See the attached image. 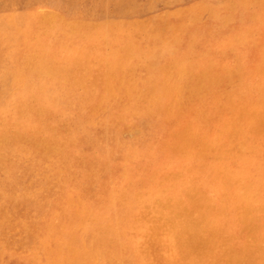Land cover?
Segmentation results:
<instances>
[{"label":"rangeland","instance_id":"obj_1","mask_svg":"<svg viewBox=\"0 0 264 264\" xmlns=\"http://www.w3.org/2000/svg\"><path fill=\"white\" fill-rule=\"evenodd\" d=\"M261 76L264 0H0V264H264Z\"/></svg>","mask_w":264,"mask_h":264},{"label":"bare ground","instance_id":"obj_2","mask_svg":"<svg viewBox=\"0 0 264 264\" xmlns=\"http://www.w3.org/2000/svg\"><path fill=\"white\" fill-rule=\"evenodd\" d=\"M234 4H235V3H234ZM236 4H237V2H236ZM243 4H244V2H243ZM253 4H254V3H253ZM235 6H236V5H235ZM240 6H241V5H240ZM237 7H238V6H237ZM237 7H236V8H237ZM245 7H246V6H245ZM231 8H232V7H231ZM259 8H260V7H259ZM246 9H247V7H246ZM237 10H239V9L237 8ZM241 10H242V9H241ZM34 14H35V13H34ZM32 18H33V17H32ZM37 18H38V17H37ZM35 19H36V18H35ZM36 20H37V19H36ZM55 20H56V19H55ZM45 23H46V22H45ZM64 23H65V22H64ZM59 25H61V24H59ZM179 25H180V24H179ZM179 25H178V26H179ZM80 26H81V25H80ZM75 29H76V28H75ZM72 30H73V29H72ZM183 31H184V30H183ZM185 31H186V30H185ZM70 33L72 34V32H70ZM191 37H192V36H191ZM188 39H189V38H188ZM190 39H191V38H190ZM234 40H235V39H234ZM181 41H182V40H181ZM193 41H194V40H192L191 42H193ZM189 42H190V41H189ZM189 42H188V43H189ZM233 42H234V41H233ZM184 43H185V42H184ZM189 44L192 45V43H189ZM189 44H188V45H189ZM193 44H194V43H193ZM195 44H196V43H195ZM231 44H232V42H231ZM201 45H202V44H201ZM224 45H225V44H224ZM224 45H223V46H224ZM186 46H187V45H186ZM186 46H184V47H186ZM205 46H206V45H205ZM223 46H222V47H223ZM127 47H128V46H127ZM193 47H194V46H193ZM197 47H198V46L196 45V48H197ZM201 47H202V46H201ZM228 47H230V46H228ZM187 48H188V47H187ZM187 48H186V49H187ZM194 48H195V47H194ZM203 48H205V47L203 46ZM123 49H125V48H123ZM209 49H210V48L208 47V51H209ZM194 50H195V49H194ZM199 50H200V47H199ZM199 50L197 51V49H196L197 52H199ZM205 50H207V48H206ZM211 50H212V48H211ZM222 50H223V49H222ZM228 50H229V49H228ZM230 50H231V49H230ZM200 51H201V50H200ZM208 51H207V52H208ZM214 51H216V50H214ZM225 51H226V49H225ZM232 51H233V50H232ZM119 52H120V51H119ZM203 52H205V51H203ZM33 53H34V52H33ZM33 53H32V54H33ZM185 53H186V52H185ZM190 53H191V52H190ZM190 53H189V54H190ZM208 53H211V51L208 52ZM212 53H213V51H212ZM212 53H211V54H212ZM28 55H30V54L28 53ZM41 55H42V54H41ZM123 55H124V54H123ZM187 55H188V54H187ZM187 55H186V57H187ZM197 55H198V54H197ZM200 55H201V53H200ZM220 55H221V52H220ZM233 55H234V54H233ZM237 55H238V54H237ZM34 56H35V55H34ZM34 56H33V57H34ZM44 56H45V54H44ZM126 56H127V55H126ZM128 56H129V55H128ZM128 56H127V57H128ZM207 56H208V55H207ZM223 56H224V55H223ZM235 56H236V55H235ZM20 57H22V56H20ZM27 57H28V56H27ZM194 57H196V55H195ZM194 57L192 56V57H190V58H194ZM203 57H204V56H203ZM215 57H217V55H216ZM230 57H233V56H230ZM45 58H46V57H45ZM50 58H51V57H50ZM180 58H181V57H180ZM199 58H201V57H199ZM237 58H238V56L236 57V59H237ZM26 59H28V58H26ZM36 59H37V58H36ZM184 59H185V58H184ZM187 59H188V58H187ZM197 59H198V58H197ZM208 59H210V58H208ZM208 59H207V60H208ZM229 59H230V58H229ZM229 59H227V60H229ZM23 60H24V59H23ZM23 60H22V61H23ZM31 60H33V59H31ZM49 60H50V59H49ZM185 60H186V59H185ZM190 60H192V59H189V61L187 60V62L189 63ZM194 60H195V59H193V61H194ZM202 60H203V58H202ZM205 60H206V59H205ZM218 60H219V59H218ZM231 60H232V59H231ZM29 61H30V60H29ZM34 61H35V60H34ZM50 61H51V60H50ZM174 61H175V60H174ZM208 61H209V60H208ZM210 61H211V60H210ZM210 61H209V62H210ZM215 61H216V60H215ZM236 61H237V60H236ZM44 62H45V61H44ZM196 62H197V60H196ZM196 62H195V63H196ZM213 62H214V61H213ZM217 62L219 63V61H217ZM231 62H233V60H232ZM36 63H37V62H36ZM121 63H122V62H121ZM168 63H169V62H168ZM172 63H173V62H172ZM172 63H171V64H172ZM181 63L183 64V62H181ZM206 63H207V62H206ZM24 64H25V66H26V63H25V62H24ZM24 64H23V65H24ZM54 64H55V63H54ZM109 64H110V63H109ZM117 64H118V63H117ZM189 64H190V63H189ZM197 64H198V63H197ZM204 64H205V63H204ZM210 64H213V63H210ZM226 64H228V63H226ZM237 64H239V62H238V63L236 62V65H237ZM38 65H39V64H38ZM41 65H42V64H41ZM43 65H44V64H43ZM45 65H46V64H45ZM56 65H57V64H56ZM119 65H120V64H118V66H119ZM166 65H168V64H166ZM166 65H165L164 67H163V65H162V70H163V68L166 67ZM175 65H176V64H175ZM192 65H193V64H192ZM233 65H234V64H233ZM236 65H234V66H236ZM36 66H37V65H36ZM122 66H123V65H122ZM122 66H121V69H122ZM176 66H177V65H176ZM202 66H203V65H202ZM207 66H208V65H207ZM234 66H233V67H234ZM238 66H239V65H238ZM245 66H246V65H244V67H245ZM26 67H28V64H27ZM31 67H32V66H31ZM58 67H60V66H58ZM58 67H57V68H58ZM90 67H91V66H90ZM90 67H89V69H90ZM97 67H98V66H97ZM112 67H113V65H112ZM173 67H174V66H173ZM190 67H192V66L190 65ZM203 67H205V66H203ZM211 67H215V66H211ZM217 67H218V66H217ZM35 68H36V67H35ZM35 68H34V69H35ZM51 68H52V67H51ZM53 68H54V67H53ZM83 68H85V67H83ZM95 68H96V67H95ZM106 68H107V65H106ZM113 68H114V67H113ZM116 68H117V67H116ZM188 68H189V67H188ZM196 68H198V67H196ZM237 68H238V67H237ZM246 68H247V67H246ZM19 69H21V68H19ZM19 69H18V70H19ZM31 69H32V68H31ZM44 69H45V67H44ZM61 69H63V68H61ZM99 69H100V68H99ZM108 69H109V68H108ZM108 69H107V70H108ZM111 69H112V68H111ZM117 69H118V68H117ZM119 69H120V68H119ZM119 69H118V70H119ZM121 69H120V72L123 71V69H122V70H121ZM169 69H170V68H169ZM172 69L176 70V68H172ZM192 69H193V68H192ZM192 69H191V70H192ZM201 69H203V68H201ZM205 69H206V67H205ZM215 69H216V68H214V70H215ZM223 69H224V68H223ZM233 69H235V68H233ZM239 69H241V68H239ZM244 69H245V68H244ZM244 69H243V70H244ZM21 70H22V69H21ZM24 70H25V69H24ZM26 70H28V69H26ZM37 70H38V69H37ZM45 70L47 71V69H45ZM80 70H81V69H80ZM91 70H92V69H91ZM162 70H161V72H162ZM174 70L171 71V73L174 72ZM185 70H187V69L185 68ZM185 70H184V71H185ZM189 70H190V68H189ZM189 70H187V71H189ZM194 70H195V68H194ZM207 70H208V69H207ZM211 70H212V69H211ZM211 70H210V71H211ZM250 70H251V68H250ZM22 71H23V70H22ZM48 71H49V70H48ZM50 71H51V69H50ZM59 71H60V70H59ZM64 71H65V70H64ZM85 71H86V73L88 74L87 71H90V70H85ZM105 71H106V70H105ZM108 71H109V70H108ZM113 71H114V70H113ZM187 71H186V72H187ZM195 71H198V72H199V70H195ZM230 71H231V70H230ZM233 71H236V70H233ZM93 72H94V71H93ZM110 72H111V71H110ZM166 72H167V71H166ZM186 72H185V75H184V76H186V78H188V77L190 78V76L193 74V72H191V73H192L191 75L188 73V74L190 75V76H188V75H186ZM203 72H204V71H203ZM203 72H202V73H203ZM216 72H217V71H216ZM239 72L242 73V71H239ZM245 72H246V71H245ZM248 72H249V71H248ZM32 73H33V72H32ZM34 73H35V72H34ZM36 73H38V71H37ZM51 73H52V72H51ZM55 73H56V72H55ZM57 73H60V72H57ZM78 73H80V71H79ZM90 73H92V72H90ZM96 73H97V71L95 72V74H96ZM115 73H116V72H115ZM164 73H165V71H164ZM180 73H182V72H180ZM228 73H229V72H228ZM30 74H31V73H30ZM40 74H42V73H40ZM52 74H54V73H52ZM62 74H63V73H62ZM66 74H67V73H66ZM84 74H85V73H84ZM105 74H106V75H109V74H107L106 72H105ZM105 74H104V75H105ZM111 74H112V73H111ZM111 74H110V75H111ZM116 74H117V73H116ZM122 74H124V73H122ZM167 74H168V73H167ZM167 74H166V75H167ZM169 74H170V73H169ZM212 74H213V73H212ZM231 74H232V73H231ZM231 74H230V75H231ZM242 74H243V73H242ZM38 75H39V74H38ZM54 75H55V74H54ZM74 75L77 76V74H74ZM98 75H99V74H98ZM104 75H103V76H104ZM114 75H115V74H114ZM118 75L121 76L120 73H119ZM174 75H175V73H174ZM174 75H173V76H174ZM198 75H199V74H198ZM239 75H240V74H239ZM27 76H28V75H27ZM43 76H45V75H43ZM43 76H42V78H43ZM56 76H57V75H56ZM61 76H62V75H61ZM64 76H65V74H64ZM69 76H70V75H69ZM78 76H79V75H78ZM85 76H87V75H85ZM187 76H188V77H187ZM192 76H195V75L193 74ZM192 76H191V77H192ZM233 76H234V75H233ZM233 76H232V77H233ZM255 76H256V75H255ZM255 76H254V77H255ZM257 76H258V75H257ZM259 76H260V75H259ZM19 77H20V75H19ZM35 77H38V76L35 75ZM51 77H52V76H51ZM73 77H74V76H73ZM95 77H96V76H95ZM98 77H99V76H98ZM100 77H101V76H100ZM105 77H107V76H104L103 78H105ZM115 77H117V76L115 75ZM118 77H119V76H118ZM175 77H176V76H175ZM177 77H178V75H177ZM180 77H182V79L184 78L183 76H180ZM195 77H196V76H195ZM195 77H194V78H195ZM221 77L223 78V76H221ZM228 77H229V76H228ZM240 77H241V76H240ZM263 77H264V76H263ZM55 78H56V77H55ZM75 78H76V77H75ZM87 78H88V77H87ZM109 78H110V77H109ZM167 78H168L167 80H169V77H167ZM194 78H193V79H194ZM222 78H221V79H222ZM243 78H245V77H243ZM258 78H259V77H258ZM260 78H262V76H261ZM39 79H40V78H39ZM58 79H59V78H58ZM80 79H81V75H80ZM98 79H99V78H98ZM134 79H135V78H134ZM173 79H174V78H173ZM221 79H220V80H221ZM224 79H225V78H224ZM51 80H52V79H51ZM64 80H65V78H64ZM78 80H79V79H78ZM94 80H95V79H93V80H91V81H94ZM107 80H108V77H107ZM111 80H112V79H111ZM177 80H178V81H177ZM177 80H176V81L179 82L180 79L178 78ZM187 80H188V79H187ZM199 80H200V79H199ZM218 80H219V78H218ZM226 80H227V79H226ZM67 81H68V80H67ZM99 81H100V80H99ZM102 81H103V80H102ZM105 81H106V80H105ZM115 81H116V79H115ZM135 81H136V80H135ZM138 81H139V80H138ZM144 81H145V80H144ZM170 81H171V80H170ZM174 81H175V79H174ZM202 81H203V80H202ZM230 81H231V79H230ZM234 81H236V80H234ZM234 81H233V82H234ZM244 81H245V80H244ZM262 81H263V78H262ZM71 82H72V81H71ZM100 82H101V81H100ZM171 82L173 83V81H171ZM219 82H220V81H218V83H219ZM221 82H222V81H221ZM224 82H225V81H224ZM245 82H246V81H245ZM260 82H261V81H260ZM263 82H264V81H263ZM64 83H65V81H64ZM73 83H74V82H73ZM89 83H91V82H89ZM92 83H93V82H92ZM110 83H111V82H110ZM118 83H119V82H118ZM136 83H137V82H136ZM136 83H134V84L132 83V84L135 85ZM175 83H176V82H174V84H175ZM188 83H189V82H188ZM188 83H186V84H188ZM191 83H192V82H191ZM203 83H204V82H203ZM205 83H206V82H205ZM205 83H204V84H205ZM226 83H227V82H226ZM226 83H225V84H226ZM239 83H240V82L238 81V84H239ZM241 83H242V82H241ZM79 84H80V83H79ZM104 84H105V83H104ZM108 84H109V83H108ZM114 84H115V83H114ZM169 84H170V83H169ZM177 84H178V83H177ZM180 84H181V83H180ZM231 84H232V82H231ZM236 84H237V82H236ZM236 84H235V85H236ZM245 84H247V83H244V85H245ZM56 85H57V84H56ZM65 85H66V84H65ZM81 85H82V82H81ZM83 85H86V84H83ZM94 85H95V84H94ZM97 85L101 86L100 84H97ZM97 85H95V86H97ZM112 85H113V83L111 84V86H112ZM190 85H191V84H190ZM194 85H195V84H194ZM216 85H217V84H216ZM218 85H220V84H218ZM259 85H261V84H259ZM57 86H58V85H57ZM69 86H74V85H69ZM104 86H107V87H108V85H104ZM113 86H114V85H113ZM120 86L123 87L122 84H121ZM162 86H163V85H162ZM183 86H184V85H183ZM206 86L208 87L209 85H206ZM210 86H211V85H210ZM210 86H209V87H210ZM214 86H215V85H214V83H213V86L211 87V90H212V88H215ZM93 87H94V86H93ZM118 87H119V86H118ZM137 87H138V86H137ZM167 87H168V86H167ZM225 87H227V86H225ZM229 87H230V86H229ZM232 87H233V85H232ZM241 87H242V86H241ZM100 88H102V87H100ZM134 88H135V87H134ZM165 88H166V86H165ZM201 88H202V87H201ZM233 88H234V87H233ZM233 88H232V89H233ZM244 88H245V87H244ZM254 88H255V87H254ZM113 89H114V88H113ZM152 89H154V87H152ZM168 89H169V88H168ZM189 89H190V88H189ZM216 89H217V88H216ZM216 89H215V90H216ZM222 89H224V88H222ZM236 89H237V88H236ZM239 89H240V88H239ZM259 89H262V88H259ZM109 90H110V89H109ZM121 90H122V89H121ZM123 90H124V89H123ZM143 90H144V89H143ZM163 90H164V89H163ZM183 90H184V89H183ZM208 90H209V89H208ZM225 90H226V89H225ZM241 90H242V89H241ZM255 90H256V88H255ZM91 91H92V90H91ZM103 91H106V90H103ZM116 91H117V89H116ZM136 91H137V90H136ZM164 91H165V90H164ZM189 91H190V90H189ZM203 91H204V90H203ZM219 91H220V90H219ZM235 91H236V90H235ZM237 91H238V90H237ZM258 91H259V90H258ZM138 92H139V89H138ZM162 92H163V91H162ZM167 92H168V90H167ZM167 92H166V93H167ZM172 92H173V91H172ZM210 92H211V91H210ZM221 92H223V91H221ZM240 92H241V91H240ZM243 92H244V89H243ZM245 92H246V91H245ZM250 92H251V91H250ZM104 93H105V92H104ZM112 93H113V90H112ZM114 93H115V92H114ZM163 93H164V92H163ZM178 93H179V92H178ZM183 93H184V92H183ZM203 93H204V92H203ZM203 93H202V94H203ZM205 93H206V92H205ZM232 93H233V92H232ZM238 93H239V92H238ZM238 93H237V94H238ZM258 93H259V92H258ZM260 93H261V91H260ZM263 93H264V91H263ZM99 94H100V93H99ZM110 94H111V93H110ZM142 94H143V93H142ZM170 94H171V91H170ZM191 94H192V92H191ZM239 94H241V93H239ZM239 94H238V95H239ZM255 94H256V93H255ZM149 95H150V94H149ZM164 95H166V94H164ZM175 95H176V94H175ZM209 95H210V94H209ZM227 95H228V94H227ZM238 95H237V96H238ZM249 95H250V93H249ZM107 96H109V95H107ZM107 96H106V97H107ZM115 96H116V95H115ZM157 96H158V95H157ZM181 96H182V95H181ZM181 96H180V97H181ZM198 96H199V95H198ZM210 96H212V95H210ZM235 96H236V95H235ZM251 96H252V95H251ZM251 96H249V97H251ZM137 97H140V96H137ZM164 97H165V96H164ZM175 97H176V96H175ZM203 97H204V94H203ZM232 97H233V96H232ZM244 97H245V96H244ZM246 97H247V94H246ZM252 97H253V96H252ZM258 97H259V96H258ZM33 98H34V97H33ZM100 98H101V97H100ZM100 98H99V99H100ZM113 98H114V97H113ZM130 98H132V97H130ZM166 98H167V97H166ZM188 98H189V97H188ZM106 99H107V98H106ZM128 99H129V98H128ZM147 99H148V98H147ZM150 99H151V98H150ZM169 99H170V98H169ZM199 99H200V98H199ZM209 99H210V98H208V101H209ZM221 99H222V98H221ZM241 99H242V98H241ZM246 99H248V98H246ZM253 99H254V98H253ZM32 100H34V99H32ZM113 100H114V99H113ZM115 100H116V99H115ZM117 100H118V99H117ZM134 100H135V99H134ZM144 100H145V99H144ZM166 100H167V99H166ZM202 100H204V99H202ZM242 100H243V99H242ZM251 100H252V99H251ZM111 101H112V100H111ZM149 101H150V100H149ZM151 101H152V100H151ZM159 101H160V100H159ZM169 101H170V100H169ZM223 101H224V100H223ZM16 102H18V101H16ZM20 102H21V101H20ZM106 102H108V101H106ZM118 102H119V100H118ZM126 102H127V101H126ZM202 102H204V101H202ZM241 102H242V101H241ZM12 103H13V102H12ZM110 103H111V102H110ZM172 103H173V102H172ZM209 103H210V101H209ZM212 103H213V102H212ZM220 103H221V102H220ZM236 103H237V102H236ZM243 103H244V102H243ZM245 103H246V102H245ZM22 104H23V103H22ZM125 104H126V103H125ZM125 104H124V105H125ZM148 104H150V103H148ZM165 104H166V103H165ZM165 104H164V105H165ZM207 104H208V103H207ZM207 104H206V105H207ZM225 104H226V103H225ZM234 104H235V103H234ZM240 104H241V103H240ZM20 105H21V103H20ZM28 105H29V104H28ZM28 105H27V106H28ZM96 105H98V104H96ZM106 105H107V104H106ZM124 105H123V106H124ZM129 105H130V104H129ZM164 105H163V106H164ZM173 105H174V104H173ZM211 105H212V104H211ZM214 105H215V104H214ZM227 105H228V104H227ZM107 106H108V105H107ZM126 106H127V105H126ZM151 106H152V105H151ZM198 106H199V105H198ZM207 106H209V105H207ZM17 107H18V105H17ZM28 107H29V106H28ZM28 107H27V108H28ZM128 107H129V106H128ZM152 107H153V106H152ZM160 107H161V106H160ZM168 107H169V106H168ZM203 107H204V106H203ZM203 107H202V108H203ZM205 107H206V106H205ZM23 108H25V107H23ZM31 108H32V106H31ZM31 108H30V109H31ZM38 108H39V107H38ZM94 108H96V107H94ZM106 108H107V107H106ZM145 108H146V107H145ZM145 108H144V110H145ZM148 108H149V107H148ZM156 108H157V106H156ZM162 108H163V107H162ZM198 108H199V107H198ZM210 108H212V107H210ZM215 108H216V107H215ZM46 109H47V108H46ZM146 109H147V108H146ZM158 109H159V108H158ZM196 109H197V105H196ZM255 109H256V108H255ZM17 110H18V108H17ZM26 110H27V109H26ZM43 110H44V109H43ZM117 110H118V109H117ZM123 110H124V109H123ZM127 110H129V109H127ZM131 110L133 111V109H131ZM161 110H162V109H161ZM208 110H210V109H208ZM231 110H233V109L231 108ZM30 111L33 112V110H29V112H30ZM50 111H51V110H49V112H50ZM136 111H137V110H136ZM158 111H159V110H158ZM192 111H193V110H192ZM205 111H206V110H204V112H205ZM221 111H222V110H221ZM250 111H251V110H250ZM22 112H23V111H22ZM27 112H28V111H27ZM92 112H94V109H93ZM119 112H120V111H119ZM119 112H118V113H119ZM122 112H123V111H122ZM43 113H44V111H43ZM45 113H46V112H45ZM149 113H150V112H149ZM208 113H209V112H208ZM22 114H23V113H21V115H22ZM47 114H48V113H47ZM47 114H46V115H47ZM51 114H52V112H51ZM133 114H134V113H132V115H133ZM152 114H154V113H152ZM162 114H163V113H162ZM52 115H53V114H52ZM165 115H167V114H165ZM200 115H201V114H200ZM36 116H37V114H36ZM38 116H39V115H38ZM42 116H43V115H42ZM120 116H121V115H120ZM128 116H129V115H128ZM147 116H148V113H147ZM153 116H154V115H153ZM153 116H152V117H153ZM170 116H172V115H170ZM205 116L207 117V114H206ZM46 117H48V115H47ZM154 117H155V116H154ZM206 117H205V119H207ZM241 117H242V116H241ZM44 118H45V115H44ZM122 118H123V117H122ZM162 118H163V117H162ZM162 118H161V119H162ZM196 118H197V117H196ZM214 118H217V117H214ZM9 119H10V117H9ZM33 119H34V118H33ZM36 119H38V118H36ZM39 119H40V118H39ZM47 119H48V118H47ZM174 119H175V118H174ZM180 119H181V118H180ZM205 119H204V120H205ZM263 119H264V118H263ZM2 120H3V119H2ZM2 120H0V121L2 122ZM7 120H8V119H7ZM34 120H35V119H34ZM43 120H44V119H43ZM121 120H122V119H121ZM140 120H141V119H140ZM159 120H160V118H159ZM196 120H197V119H196ZM16 121H17L16 124L18 125V120H16ZM142 121H143V120H142ZM144 121H145V120H144ZM169 121H170V120H169ZM179 121H181V120H179ZM197 121H198V120H197ZM9 122H10V121H9ZM42 122L44 123L45 121H42ZM46 122H47V120H46ZM116 122H117V120H116ZM133 122H134V121H133ZM170 122H171V121H170ZM170 122H169V123H170ZM14 123H15V122H14ZM145 123H146V122H145ZM174 123H175V122H174ZM191 123H192V122H191ZM200 123H201V122H200ZM8 124H9V123H8ZM39 124H40V122H39ZM48 124H49V123H48ZM133 124H134V123H133ZM166 124H167V123H166ZM170 124H171V123H170ZM197 124H198V123H197ZM6 125H7V124H6ZM11 125H12V123H11ZM115 125H116V124H115ZM179 125H180V124H179ZM179 125H178V126H179ZM191 125H192V124H191ZM4 126H5V123H4ZM4 126H3V127H4ZM13 126H14V125H13ZM15 126H16V125H15ZM39 126H41V124H40ZM45 126H46V125H45ZM172 126H173V125H172ZM172 126H171V127H172ZM1 127H2V125H1ZM3 127H2V128H3ZM11 127H12V126H11ZM11 127H10V128H11ZM17 127H18V126H17ZM35 127H36V126H35ZM118 127H119V126H118ZM134 127H135V126H134ZM171 127H170V128H171ZM257 127H259V126H257ZM2 128H0V129H2ZM4 128H6V127H4ZM48 128H49V127H48ZM50 128H51V127H50ZM201 128H202V127H201ZM6 129H7V128H6ZM11 129H12V128H11ZM11 129H10V130H11ZM35 129H36V128H34V130H35ZM38 129H39V128H38ZM62 129H63V128H62ZM166 129H167V128H166ZM8 130H9V129H7V131H8ZM43 130H44V129H43ZM43 130H42V131H43ZM48 130H49V129H48ZM167 130H168V129H167ZM171 130H172V129H171ZM13 131H14V130H13ZM15 131H16V130H15ZM56 131H57V130H56ZM221 131H222V130H221ZM3 132H4V131H3ZM8 132H10V131H8ZM28 132H29V131H28ZM34 132H35V131H34ZM59 132H60V131H59ZM262 132H263V131H262ZM0 133H1V132H0ZM11 133H12V132H11ZM36 133H37V132H36ZM39 133H40V132H39ZM44 133H45V131H44ZM60 133H61V132H60ZM60 133H59V134H60ZM187 133H189V132H187ZM27 134L29 135V133H27ZM37 134H38V133H37ZM41 134H42V133H41ZM167 134H169V133H167ZM11 135H12V134H11ZM19 135H22V134H19ZM23 135H24V134H23ZM46 135H47V134H46ZM50 135H51V134H50ZM56 135H58V134H55V136H56ZM188 135H189V134H188ZM13 136H14V135H13ZM13 136H12V137H13ZM16 136H18V135H16ZM30 136H34V135H30ZM40 136H41V135H40ZM40 136H38V137H40ZM42 136H43V135H42ZM44 136H45V135H44ZM62 136H64V135H62ZM6 137H7V135H6ZM27 137H28V136H27ZM38 137L36 136V138H38ZM49 137H50V136H49ZM56 137H57V136H56ZM195 137H197V136H195ZM15 138H16V141H17V140H18V137H14V139H15ZM23 138H24V137H22V139H23ZM31 138H32V137H31ZM31 138H30V139H31ZM33 138H34V137H33ZM51 138H52V136H51ZM14 139H13V140H14ZM22 139H21V140H22ZM38 139H39V138H38ZM54 139H55V138H54ZM54 139H53V140H54ZM62 139H64V138H62ZM169 139L171 140V138H169ZM194 139H195V138H194ZM218 139H219V137H218ZM3 140H4V138H3ZM3 140H2V141H3ZM13 140H11V141H13ZM27 140H29V139H27ZM48 140H49V139H48ZM51 140H52V139H51ZM173 140H174V139H173ZM195 140H196V139H195ZM232 140H233V139H232ZM2 141H1V143H2ZM18 141H19V140H18ZM49 141H50V140H49ZM58 141H59V140H58ZM254 141H255V140H254ZM14 142H15V140H14ZM37 142H38V141H37ZM223 142H224V141H223ZM9 143H10V142H9ZM15 143H16V142H15ZM19 143H20V142H19ZM19 143H18V144H19ZM24 143H25V142H24ZM38 143H39V142H38ZM38 143H37V144H38ZM54 143H56V142H54ZM71 143H72V142H71ZM238 143H239V142H238ZM18 144H15V145H18ZM34 144H35V143H34ZM58 144H59V143H58ZM65 144H66V142H65ZM215 144H217V143H215ZM20 145H21V143H20ZM38 145H39V144H38ZM41 145H42V144H41ZM73 145H74V144H73ZM245 145H246V143H245ZM21 146H22V145H21ZM34 146H36V145H34ZM50 146H51V145H50ZM56 146H57V145H56ZM56 146H55V147H56ZM59 146H60V145H59ZM161 146H162V145H161ZM169 146H170V145H169ZM243 146H244V145H243ZM251 146H252V145H251ZM251 146H250V147H251ZM38 147H39V146H38ZM41 147H42V146H41ZM47 147H48V146H47ZM55 147H54V149H56ZM62 147H63V146H62ZM65 147H66V146H65ZM170 147H171V146H170ZM172 147H173V146H172ZM213 147H214V146H213ZM0 148H1V146H0ZM35 148H36V147H35ZM39 148H40V147H39ZM163 148H164V146H163ZM166 148H167V147H166ZM215 148H216V147H215ZM1 149H2V148H1ZM33 149H34V147H33ZM36 149H38V148H36ZM44 149H45V148H44ZM44 149H43V150H44ZM50 149H51V148H50ZM57 149H58V148H57ZM60 149H61V148H60ZM65 149H66V148H65ZM161 149H162V148H161ZM168 149H169V148H168ZM61 150H62V149H61ZM63 150H64V147H63ZM165 150H166V149H165ZM39 151H40V150H39ZM39 151H38V152H39ZM67 151H68V150H67ZM67 151H66V152H67ZM160 151H161V150H160ZM211 151H212V150H211ZM213 151H214V150H213ZM226 151L228 152V150H226ZM234 151H235V150H234ZM254 151H255V150H254ZM1 152H2V151H1ZM36 152H37V151H36ZM42 152H43V151H42ZM52 152H53V151H52ZM57 152H58V151H57ZM163 152H164V150H163ZM248 152H249V150H248ZM34 153H35V152H34ZM39 153H40V152H39ZM43 153H44V152H43ZM48 153H49V152H48ZM53 153H54V152H53ZM58 153H59V152H58ZM58 153H57V154H58ZM213 153H214V152H213ZM251 153H253V152L251 151ZM256 153H257V152H256ZM256 153H253V155H255ZM59 154H60V153H59ZM67 154H68V153H67ZM171 154H173V153H171ZM171 154H170V155H171ZM208 154H209V153H208ZM208 154H206V155H208ZM219 154L221 155V153H219ZM258 154H259V153H258ZM36 155H38V154H36ZM40 155H41V154H40ZM43 155H44V154H43ZM50 155H51V154H50ZM44 156L46 157V155H44ZM47 156H48V155H47ZM60 156H61V155H60ZM65 156H67V155H64V157H65ZM173 156H175V155H173ZM196 156L200 157L199 155H196ZM210 156H211V155H210ZM245 156H246V152H245ZM256 156H257V155H256ZM3 157H4V156H3ZM37 157H38V156H37ZM45 157H44V158H45ZM216 157H217V156H216ZM220 157H222V156H220ZM229 157H230V156H229ZM235 157H236V156H235ZM11 158H12V157H11ZM167 158H169V157H167ZM178 158H180V157H178ZM188 158H189V157H188ZM188 158H187V159H188ZM208 158H209V157H208ZM1 159H2V158H1ZM6 159H7V158H6ZM12 159H13V158H12ZM62 159H63V158H62ZM76 159H77V157H76ZM173 159H174V158H173ZM175 159H176V158H175ZM180 159H182V158H180ZM191 159H193V158H191ZM206 159H207V158H206ZM211 159H213V158L211 157ZM168 160H169V159H168ZM182 160H183V159H182ZM197 160H198V159H197ZM199 160H200V158H199ZM201 160H203V159H201ZM204 160H205V157H204ZM236 160H237V159H236ZM236 160H235V161H236ZM238 160H239V159H238ZM259 160H260V159H259ZM5 161H6V160H5ZM23 161H24V160H23ZM79 161H80V160H79ZM186 161H187V160H186ZM191 161H192V160H191ZM215 161H216V160H215ZM215 161H214V162H215ZM226 161H227V160H226ZM226 161H225V162H226ZM175 162H177V161L175 160ZM178 162H179V161H178ZM189 162H190V161H189ZM199 162H200V161H199ZM199 162H197V163L199 164ZM207 162H208V159H207ZM211 162H212V161H211ZM220 162H221V161H220ZM81 163H82V161H81ZM167 163H168V162H167ZM167 163H165V164H167ZM171 163H172V162H171ZM193 163H194V162H193ZM195 163H196V159H195ZM204 163H205V162H204ZM204 163H203V164H204ZM263 163H264V162H263ZM1 164H3V163H1ZM187 164H189V163H187ZM203 164H201V165H203ZM205 164H206V163H205ZM252 164H253V163H252ZM261 164H262V163H261ZM76 165H77V164H76ZM79 165H80V164H79ZM173 165H174V164H173ZM176 165H178V164L176 163ZM183 165H185V164H183ZM206 165H207V164H206ZM216 165H217V162H216ZM227 165H228V164H227ZM227 165H226V166H227ZM242 165H243V162H242ZM77 166H78V165H77ZM165 166H166V165H165ZM214 166H215V165H214ZM214 166H212V167H214ZM189 167H190V166H189ZM237 167H238V166H237ZM244 167H245V166H242V168H244ZM194 168H195V165H194ZM233 168H234V167H233ZM249 168H250V167H249ZM249 168H248V169H249ZM104 169H105V168H104ZM192 169H193V168H192ZM209 169H210V168H209ZM214 169H215V168H214ZM262 169H263V167H262V165H261V170H262ZM172 170H173V169H172ZM172 170H170V171H172ZM179 170H181V169H179ZM195 170H196V173H198V171H197L196 168H195ZM218 170H219V169H218ZM259 170H260V169H259ZM2 171H3V170H2ZM5 171H6V170H5ZM19 171H20V170H19ZM202 171L204 172V170H202ZM209 171H210V170H209ZM212 171H213V170H212ZM252 171H254V170H252ZM178 172H179V171H178ZM250 172H251V171H250ZM5 173L7 174V172H5ZM132 173H134V172H132ZM163 173H164V172H163ZM163 173L161 172V175H162ZM206 173H208V172H206ZM212 173H213V172H212ZM253 173H254V172H253ZM165 174H166V173H165ZM190 174H191V173H190ZM193 174H194V173H193ZM193 174H192V176H193ZM209 174H210V173H209ZM257 174H258V173H257ZM261 174H262V173H260L259 175H261ZM200 175H201V174H200ZM213 175H214V174H213ZM219 175H220V174H219ZM13 176H14V175H13ZM135 176H136V175H135ZM190 176H191V175H189V177H190ZM194 176H195V175H194ZM196 176H197V174H196ZM209 176H210V175H209ZM224 176H225V175H224ZM255 176H256V175H255ZM15 177H16V175H15ZM184 177H185V176H184ZM218 177H219V176H218ZM10 178H11V177H10ZM93 178H94V177H93ZM159 178H160V177H159ZM213 178H214V177H213ZM253 178H254V177H253ZM94 179H95V178H94ZM160 179H161V178H160ZM160 179H157V180H160ZM184 179H185V178H184ZM201 179H202V178H201ZM251 179H252V178H251ZM3 180H4V179H3ZM199 180H200V177H199ZM215 180H216V179L214 178V181H212V182L214 183ZM229 180H230V179H228V181H229ZM165 181H166V179H165ZM177 181H178V180H177ZM209 181H210V180H209ZM221 181H223V180H221ZM230 181H231V180H230ZM258 181H259V180H258ZM140 182H141V181H140ZM140 182H139V183H140ZM155 182H156V181H155ZM181 182H182V181H181ZM210 182H211V181H210ZM226 182H227V181H226ZM253 182H254V181H253ZM253 182H252V183H253ZM141 183H142V182H141ZM147 183H148V182H147ZM175 183H176V182H175ZM175 183H174V184H175ZM184 183H185V182H184ZM217 183H219V181H218ZM223 183H224V182H223ZM228 183H229V182H228ZM230 183H231V182H230ZM142 184H143V183H142ZM158 184H159V181H158ZM162 184H163V183H162ZM168 184H169V183H168ZM176 184H177V183H176ZM176 184H175V185H176ZM202 184H203V183H201V188H202ZM215 184H216V183H215ZM220 184H221V183H220ZM166 185H167V184H166ZM183 185H184V184H183ZM183 185H182V186H183ZM158 186H159V185H158ZM176 186H177V185H176ZM186 186H188V185H186ZM221 186H222V185H221ZM228 186H229V185H228ZM230 186H232V185H230ZM141 187H142V185H141ZM155 187H157V186H155ZM159 187H160V186H159ZM159 187H158V188H159ZM163 187H164V185H163ZM165 187H166V186H165ZM218 187H219L218 189H220V186H219V185H218ZM158 188H157V189H158ZM161 188H162V186H161ZM173 188H174V187H173ZM226 188H230V187H227V185H226ZM145 189H146V188H145ZM169 189H171V188H169ZM176 189H177V188H176ZM204 189H205V188H204ZM207 189H208V188H207ZM215 189H216V188H215ZM139 190H140V189H139ZM154 190H156V189H154ZM159 190H160V189H159ZM172 190H173V189H172ZM174 190H175V189H174ZM174 190H173V191H174ZM208 190H211V189L209 188ZM123 191H124V190H123ZM145 191H146V190H145ZM147 191H148V190H147ZM177 191H178V190H177ZM190 191H191V190H190ZM215 191H216V190H215ZM219 191H220V190H219ZM138 192H139V191H138ZM156 192H157V190H156ZM156 192H154V193H156ZM227 192H229V189H228ZM139 193H140V192H139ZM159 193H160V192H159ZM164 193H165V192H164ZM212 193H213V189H212ZM217 193H218V192H217ZM222 193H223V192H222ZM134 194H135V193H134ZM148 194H149V193H148ZM166 194H167V193H166ZM172 194H173V193H172ZM223 194H224V193H223ZM230 194H231V193H230ZM129 195H131V194H129ZM132 195H133V194H132ZM132 195H131V196H132ZM156 195H157V194H156ZM194 195H195V194H194ZM226 195H227V194H226ZM121 196H122V195H121ZM147 196H149V195H147ZM162 196H163V195L161 194L160 198H161ZM175 196H176V195H175ZM200 196H201V195H200ZM217 196H218V194H217ZM220 196H222V195H220ZM220 196H219V197H220ZM224 196H225V195H224ZM227 196H228V195H227ZM142 197H143V196H142ZM154 197H155V194H154ZM196 197H197V196H196ZM222 197H223V196H222ZM225 197H226V196H225ZM229 197H230V196H229ZM119 198H121V197H119ZM126 198H127V197H126ZM185 198H186V197H185ZM189 198H190V197H189ZM189 198H188V199H189ZM198 198H199V197H198ZM202 198H203V197H202ZM205 198H207V197H205ZM205 198H203V199H205ZM226 198H227V197H226ZM251 198H252V197H251ZM121 199H123V198H121ZM130 199H131V198H129V200H128V199H126V200L130 201ZM142 199H143V198H142ZM146 199H147V198H146ZM150 199H151V198H150ZM162 199H163V198H162ZM193 199L195 200L196 198L193 197ZM193 199H192V201H193ZM199 199H200V198H199ZM207 199H208V198H207ZM218 199H219V198H218ZM228 199H229V198H228ZM255 199H256V198H255ZM261 199H262V198H261ZM132 200H133V199H132ZM152 200H153V199H152ZM182 200H183V199H182ZM184 200H185V199H184ZM225 200H226V199H225ZM143 201H144V200H143ZM176 201H177V200H176ZM176 201H175V202H176ZM192 201H191V202H192ZM197 201H198V200H196V202H197ZM199 201H200V200H199ZM199 201L197 202L198 204H199ZM201 201H202V200H201ZM211 201H212V200H211ZM229 201H230V200H229ZM251 201H252V200H251ZM253 201H254V200H253ZM257 201H258V200H257ZM123 202H124V201H123ZM151 202H152V201H151ZM186 202H187V199H186ZM193 202H194V201H193ZM203 202H204V200H203ZM203 202L201 203V205L203 204ZM206 202H208V200H206ZM219 202H220V201H219ZM225 202H226V201H225ZM261 202H262V201H261ZM112 203H113V202H112ZM119 203H120V202H119ZM124 203H125V202H124ZM127 203H128V202H127ZM140 203H141V202H140ZM143 203H144V202H143ZM145 203H146V202H145ZM168 203H169V202H168ZM188 203H189V202H188ZM209 203H210V201H209ZM209 203H208V204H209ZM133 204H134V203H133ZM205 204H206V203H205ZM208 204H207V205H208ZM210 204H211V203H210ZM221 204H222V202H220V205H221ZM242 204H243V203H242ZM125 205H126V204H125ZM145 205H146V204H145ZM189 205H190V204H189ZM191 205H192V204H191ZM203 205H204V204H203ZM211 205H212V204H211ZM218 205H219V204H218ZM220 205H219V207H220ZM229 205H230V204H229ZM243 205H244V204H243ZM254 205H255V204H254ZM259 205H260V204H259ZM259 205H258V207H261V206H262V205H261V206H259ZM263 205H264V204H263ZM120 206H121V205H120ZM135 206H136V205H135ZM158 206H159V205H158ZM226 206H227V204H226ZM127 207H130V206H127ZM137 207H138V206H137ZM140 207H141V206H140ZM189 207H190V206H189ZM192 207H193V206H192ZM201 207H202V206H201ZM203 207H204V206H203ZM214 207H215V206H214ZM222 207H223V205L221 206V208H222ZM246 207H247V206H246ZM64 208H65V207H64ZM131 208H132V207H131ZM131 208H130V209H131ZM142 208H143V206H142ZM186 208H188V207H186ZM193 208H195V207H193ZM227 208H228V207H227ZM233 208H234V207H233ZM254 208H255V206H254ZM164 209H165V208H164ZM210 209L212 210V208H210ZM230 209H231V208H230ZM237 209H238V208H237ZM242 209H243V208H242ZM252 209H253V208H252ZM70 210H71V209H70ZM122 210H123V209H122ZM127 210H128V209H127ZM127 210H126V211H127ZM132 210H133V209H132ZM134 210H135V209H134ZM137 210H138V209H137ZM139 210H140V209H139ZM141 210H143L144 213L146 212V211H144V209H141ZM162 210H163V209H162ZM185 210H186V209H185ZM206 210H208V209H206ZM218 210H219V208H218ZM231 210H232V209H231ZM255 210H256V209H255ZM258 210H259V209H258ZM63 211H64V210H63ZM63 211H62V212H63ZM71 211H72V210H71ZM191 211H192V210H191ZM203 211H204V209H203ZM216 211H217V210H216ZM229 211H230V210H229ZM229 211H228V212H229ZM232 211H233V210H232ZM251 211H252V210H251ZM67 212H68V211H67ZM136 212H137V211H136ZM162 212H163V211H162ZM195 212H196V211H195ZM204 212H205V211H204ZM68 213H69V212H68ZM144 213H143V214H144ZM180 213H181V212H180ZM188 213H189V212H188ZM191 213H192V212H191ZM191 213H190V214H191ZM200 213H202V211H201ZM210 213H212V212H210ZM210 213H209V214H210ZM215 213H216V212H215ZM229 213H230V212H229ZM243 213H244V212H243ZM243 213H242V214H243ZM246 213H248V212H246ZM246 213H245V214H246ZM249 213H250V212H249ZM74 214H75V213H74ZM76 214H77V213H76ZM138 214H139V212H138ZM162 214H163V213H162ZM202 214H203V213H202ZM212 214H213V213H212ZM217 214H218V212H217ZM238 214H239V213H238ZM242 214H241V215H242ZM255 214H257V213H255ZM68 215H69V214H68ZM72 215H73V212H72ZM140 215H141V214H140ZM155 215H156V214H155ZM170 215H171V214H170ZM188 215H189V214H188ZM191 215H192V214H191ZM191 215H190V216H191ZM206 215H207V214H206ZM223 215H224V214H223ZM226 215H227V214H226ZM263 215H264V214H263ZM73 216H74V215H73ZM77 216H78V215H77ZM83 216H84V215H83ZM83 216H82V218H83ZM113 216H114V215H113ZM119 216H120V215H119ZM133 216H134V215H133ZM171 216H172V215H171ZM180 216H181V214H180ZM197 216H198V215H197ZM197 216H196V214H195V217H194V218H196ZM203 216H204V215H203ZM210 216H211V215H210ZM212 216H215V215H212ZM218 216H220V215H218ZM244 216H245V215H244ZM248 216H252V215H248ZM255 216H256V215H255ZM258 216H259V215H258ZM74 217H75V216H74ZM74 217H72V218H74ZM108 217H109V216H108ZM121 217H122V216H121ZM144 217H145V216H144ZM177 217H178V216H177ZM184 217H185V216H184ZM201 217H202V216H201ZM201 217H199V218L201 219ZM246 217H247V214H246ZM111 218H112V217H111ZM124 218H125V215H124ZM159 218H160V217H159ZM187 218H188V216H187ZM194 218H193V219H194ZM213 218H214V217H213ZM218 218H219V217H218ZM218 218H217V219H218ZM223 218H225V217H223ZM253 218H254V217H253ZM257 218H258V217H257ZM259 218H260V217H259ZM183 219L186 220L185 218H183ZM197 219H198V218H197ZM197 219H196V220H197ZM209 219H210V218H209ZM219 219H220V218H219ZM239 219H240V218H239ZM242 219H243V218H242ZM260 219H261V218H260ZM78 220H79V219H78ZM83 220H84V219H83ZM85 220H86V219H85ZM87 220H88V219H87ZM118 220H119V219H118ZM118 220H117V221H118ZM128 220H129V218H128ZM177 220H178V219H177ZM180 220H181V219H180ZM226 220H227V218H226ZM73 221H74V220H73ZM121 221L123 222V219H122ZM126 221H127V220H126ZM178 221H179V220H178ZM178 221H177V222H178ZM188 221H190V220H188ZM198 221H199V220H198ZM208 221H209V220H208ZM208 221H207V222H208ZM210 221H212V220H210ZM224 221H225V220H224ZM244 221H246V220H244ZM252 221H253V220H252ZM258 221H259V219H258ZM74 222H75L74 224H76V221H74ZM78 222H79V221H78ZM84 222H85V221H84ZM112 222H114V221H112ZM124 222H125V221H124ZM184 222H185V221H184ZM186 222H187V220H186ZM190 222H192V220H191ZM193 222H194V221H193ZM193 222H192V223H193ZM195 222L197 223V221H195ZM236 222H237V221H236ZM239 222H240V221H239ZM247 222H248V221H247ZM259 222H260V221H259ZM259 222H258V223H259ZM89 223H90V222H89ZM115 223H116V222H115ZM115 223H114V224H115ZM139 223H140V222H139ZM174 223H175V222H174ZM233 223L235 224V222H233ZM254 223H255V222H254ZM90 224H91V223H90ZM114 224H113V225H114ZM124 224H125V223H124ZM148 224H150V223H148ZM158 224H159V223H158ZM160 224H161V223H160ZM160 224H159V225H160ZM187 224H188V223H187ZM198 224H199V223H198ZM222 224H224V223H222ZM231 224H232V223H231ZM65 225H66V224H65ZM70 225H71V224H70ZM91 225H92V224H91ZM94 225H95V224H94ZM109 225H110V224H109ZM111 225H112V224H111ZM111 225H110V226H111ZM154 225H155V224H153V226H154ZM191 225H192V224L190 223V226H191ZM238 225H239V223H238ZM72 226H73V225H71V227H72ZM79 226H81V225H79ZM84 226H85V225H84ZM114 226H115V225H114ZM144 226H145V225H144ZM192 226H198V225H194V224H193ZM203 226H205V224H204ZM218 226H219V225H218ZM234 226H235V225H234ZM65 227H66V226H65ZM116 227H118V223H117V226H116ZM183 227L186 228L187 226L183 225ZM199 227H200V226H199ZM216 227H217V226H216ZM248 227H251V226H248ZM135 228H136V227H135ZM159 228H160V227H159ZM191 228H192V227H191ZM191 228H190V229H191ZM211 228H213V227L211 226ZM239 228H241V226H240ZM252 228H254V227L252 226ZM89 229H90V228H89ZM144 229H147V226H146V228H144ZM183 229H184V228H183ZM183 229H182V230L180 229V230L183 231ZM199 229H200V228H199ZM227 229H228V228H227ZM237 229H238V227L236 228V230H237ZM69 230H70V229H69ZM128 230H129V229H128ZM137 230H138V229H137ZM139 230H140V229H139ZM139 230H138V231H139ZM187 230H188V229H187ZM200 230H201V229H200ZM200 230H199V231H200ZM212 230H213V229H212ZM234 230H235V229H234ZM120 231H121V230H120ZM130 231H132V230H130ZM156 231H157V230H156ZM163 231H164V229H163ZM191 231H193V230H191ZM202 231H203V230H202ZM204 231H205V230H204ZM243 231H244V230H243ZM252 231H253V230H252ZM252 231H251V232H252ZM90 232H91V231H89V233H90ZM104 232H105V231H104ZM123 232H124V231H123ZM157 232H158L159 234L161 233V232H159V231H157ZM176 232H177V231H176ZM183 232H184V231H183ZM194 232H195V231H194ZM237 232H238V231H237ZM89 233H88V234H89ZM112 233H113V232H112ZM121 233H122V232H121ZM125 233H126V231H125ZM143 233H144V232H143ZM187 233L189 234V231H188ZM192 233H193V232H192ZM195 233H196V232H195ZM195 233H194V235H196ZM201 233H202V232H201ZM219 233H220V232H219ZM235 233H236V232H235ZM241 233H242V232H241ZM70 234H71V233H70ZM77 234H78V233H77ZM85 234H86V233H85ZM88 234H87V235H88ZM117 234H118V233H117ZM123 234H124V233H123ZM183 234H184V233H183ZM216 234H217V233H216ZM220 234H221V233H220ZM239 234H240V233H239ZM250 234H252V233H250ZM74 235H75V234H74ZM80 235H81V234H80ZM95 235H97V233H96ZM111 235H112V234H111ZM111 235H110V236H111ZM114 235H115V234H114ZM190 235H192V234H190ZM75 236H76V235H75ZM88 236H89V235H88ZM133 236H134V235H133ZM147 236H148V235H147ZM173 236H174V235H173ZM175 236H177V235L175 234ZM180 236H181V235H180ZM180 236L178 237V240L180 239ZM186 236H188V235H186ZM186 236H183V237H182V238H183L182 240H185L184 237H186ZM221 236H222V235H221ZM241 236H242V235H241ZM67 237H68V236H67ZM69 237H70V236H69ZM78 237H79V236H78ZM82 237H83V236H82ZM107 237H108V236H107ZM114 237H115V236H114ZM117 237H119V236H117ZM124 237H125V236H124ZM143 237H144V235H143ZM160 237H161V236H160ZM228 237H229V236H228ZM234 237H235V236H233V238H234ZM249 237H250V236H249ZM73 238H75V237H73ZM89 238H90V237H89ZM109 238H110V237H109ZM121 238H122V237H121ZM129 238H130V237H129ZM241 238H242V242H243V237H241ZM66 239H68V240L71 241V239H69V238H66ZM102 239H103V238H102ZM118 239H119V238H118ZM122 239H123V238H122ZM137 239H138V235H137ZM147 239H148V238H146L145 240H147ZM217 239H219V238H217ZM225 239H227V237H225ZM252 239H253V238H252ZM135 240H136V239H135ZM149 240H151V237H150ZM152 240H153V239H152ZM163 240H164V239H163ZM234 240H235V239H234ZM79 241H80V240H79ZM91 241H92V240H91ZM98 241H99V240H98ZM119 241H120V240H119ZM130 241H131V240H130ZM138 241H142V240H139V239H138ZM185 241H186V245H187V239H186ZM192 241H193V240H192ZM199 241H200V240H199ZM240 241H241V240H240ZM263 241H264V240H263ZM134 242H135V241H134ZM160 242H161V241H160ZM181 242H182V241H181ZM181 242H179V244H180ZM183 242H184V241H183ZM183 242H182V244H184ZM196 242H197V241H196ZM242 242H241V243H242ZM77 243H78V242H77ZM82 243H83V242H82ZM105 243H106V242H105ZM109 243H110V242H109ZM137 243H138V242H137ZM188 243H189V242H188ZM236 243H237V242H236ZM244 243H245V242H244ZM244 243H243V244H244ZM247 243H248V242H247ZM254 243H255V242H254ZM94 244H95V243H94ZM99 244H101V243H99ZM135 244H136V243H135ZM176 244L178 245V243H176ZM189 244H190V243H189ZM191 244H192V243H191ZM195 244H196V243H195ZM198 244H199V243H198ZM200 244H201V243H200ZM200 244H199V245H200ZM223 244H225V243H223ZM249 244H250V243H249ZM85 245H86V244H85ZM155 245H157V244H154V246H155ZM186 245H185V246H186ZM199 245H198V246H199ZM216 245H217V244H216ZM219 245H220V247H221V244H219ZM250 245H251V244H250ZM260 245H261V244H260ZM133 246H134V245H133ZM149 246H150V243H149ZM224 246H225V245H224ZM236 246H237V245H236ZM236 246H235V247H236ZM239 246H241V245H239ZM243 246H244V245H243ZM103 247H104V245H103ZM110 247H111V246H110ZM110 247H109V248H110ZM143 247H145V246H143ZM151 247H153V245H152ZM156 247H157V246H156ZM179 247H180V246H179ZM189 247H190V246H189ZM195 247H196V246H195ZM215 247H216V246H215ZM220 247H219V248H220ZM237 247H238V246H237ZM247 247H248V246H247ZM252 247H253V246H252ZM261 247H262V245H261ZM101 248H102V247H101ZM154 248H155V247H154ZM158 248H159V247H158ZM191 248H194V247H191ZM201 248H202V247H201ZM238 248H240V247H238ZM242 248H243V247H242ZM258 248H259V247H258ZM141 249H142V248H141ZM150 249H151V248H150ZM179 249H180V248H179ZM189 249H190V248H189ZM195 249H196V248H195ZM195 249H194V250H195ZM225 249H226V248H225ZM259 249H260V248H259ZM78 250H79V249H78ZM181 250H182V249H181ZM181 250H180V252H181ZM183 250H184V249H183ZM194 250H192V251H194ZM207 250H208V249H207ZM254 250H255V249H254ZM91 251H92V250H91ZM104 251H105V250H104ZM135 251H136V249H135ZM135 251H134V252H135ZM150 251H152V250H150ZM150 251H149V252H150ZM168 251H169V249H168ZM223 251H224V249H223ZM236 251H237V250H236ZM240 251H241V250H240ZM255 251H256V250H255ZM260 251H261V249H260ZM86 252H89V251H86ZM92 252H93V251H92ZM94 252H96V251L94 250ZM132 252H133V251H132ZM156 252H157V251H156ZM159 252H160V251H159ZM161 252H162V251H161ZM182 252H183V251H182ZM194 252H195V251H194ZM194 252H193V253H194ZM209 252H210V251H209ZM251 252H252V251H251ZM90 253H91V252H90ZM118 253H119V252H118ZM167 253H169V252H167ZM183 253H185V252H183ZM190 253H191V252H190ZM221 253H222V252H221ZM226 253H227V252H226ZM236 253H237V252H236ZM263 253H264V252H263ZM78 254H79V253H78ZM87 254H88V253H87ZM123 254H124V253H123ZM123 254H122V255H123ZM139 254H140V253H139ZM162 254H163V253H162ZM181 254H182V253H181ZM196 254H197V253H196ZM199 254H200V253H199ZM238 254H239V252H238ZM243 254H244V253H243ZM258 254H259V253H258ZM76 255H77V254H76ZM79 255H80V254H79ZM84 255H85V254H84ZM90 255H91V254H90ZM118 255H119V254H118ZM155 255H156V254H154V256H155ZM163 255H164V254H163ZM168 255H169V254H168ZM182 255H183V256H186V255H184V254H182ZM182 255H181V256H182ZM187 255H188V254H187ZM228 255H229V254H228ZM245 255H246V254H245ZM252 255H254V254H252ZM143 256H144V255H143ZM183 256H182V257H183ZM221 256H222V255H221ZM97 257H99V256H97ZM115 257H116V256H115ZM115 257H114V259H116ZM117 257H118V256H117ZM139 257H140V256H139ZM144 257H146V256H144ZM150 257H151V256H150ZM150 257H149V258H150ZM161 257H162V256H161ZM172 257H173V256H172ZM194 257H196V256H194ZM218 257H219V256H218ZM232 257H233V256H232ZM234 257H235V254H234ZM243 257H244V256H243ZM251 257H252V256H251ZM83 258H84V257H83ZM87 258H88V257H87ZM89 258H92V259H93L92 256L89 257ZM120 258H121V257H120ZM147 258H148V257H147ZM151 258H152V257H151ZM154 258H155V257H154ZM162 258H163V257H162ZM169 258H170V257H169ZM183 258H184V257H183ZM185 258H186V257H185ZM185 258H184V259H185ZM196 258H197V257H196ZM198 258H199V256H198ZM216 258H217V257H216ZM223 258H224V256H223ZM226 258H228V256H226ZM226 258H225V259H226ZM239 258H241V257H239ZM244 258H245V257H244ZM247 258H248V257H247ZM249 258H250V257H249ZM249 258H248V259H249ZM84 259H85V258H84ZM94 259H95V258H94ZM139 259H140V258H139ZM152 259H153V258H152ZM156 259H157V258H156ZM199 259H200V258H199ZM199 259H198V260H199ZM210 259H211V258H210ZM218 259H220V257L217 258V261H219ZM233 259L236 260L237 258L235 257V258H233ZM261 259H262V258H261ZM88 260H89V259H88ZM88 260H87V261H88ZM121 260H122V259H121ZM141 260H142V259H141ZM150 260H151V259H150ZM162 260H163V259H162ZM182 260H183V259H182ZM191 260H193V258H192ZM198 260H197V261H198ZM228 260H229V259H228ZM241 260H243V259H241ZM263 260H264V259H263ZM90 261H91V260H90ZM116 261H117V260H116ZM165 261H166V260H165ZM171 261H172V259H171ZM193 261H195V263H196L195 258H194ZM207 261H208V260H207ZM229 261H230V260H229ZM231 261H232V260H231ZM246 261H247V260H246ZM249 261H250V259H249ZM249 261H247V263H248ZM91 262H92V261H91ZM97 262H98V261H97ZM111 262H112V261H111ZM151 262H152V261H151ZM155 262H156V260H155ZM184 262H185V261H184ZM221 262H222V260H221ZM225 262H226V260H225ZM251 262H252V261H251ZM251 262H250V264H251ZM89 263H90V262H89ZM94 263H95V262H94ZM161 263H162V261H161ZM161 263H160V264H161ZM165 263H166V262H165ZM226 263H227V262H226ZM232 263H233V262H232ZM247 263H246V264H247ZM252 263H254V262H252ZM108 264H109V263H108ZM147 264H148V263H147ZM170 264H172V263L170 262ZM173 264H174V263H173ZM188 264H189V263H188ZM203 264H205V263H203ZM213 264H214V261H213ZM216 264H218V262H217ZM233 264H234V263H233ZM240 264H241V262H240ZM254 264H255V263H254Z\"/></svg>","mask_w":264,"mask_h":264}]
</instances>
